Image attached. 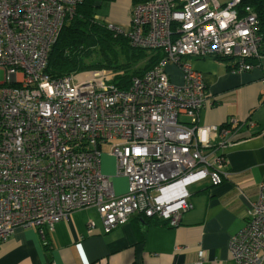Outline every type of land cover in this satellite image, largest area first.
Segmentation results:
<instances>
[{
	"label": "built area",
	"instance_id": "1",
	"mask_svg": "<svg viewBox=\"0 0 264 264\" xmlns=\"http://www.w3.org/2000/svg\"><path fill=\"white\" fill-rule=\"evenodd\" d=\"M241 1L152 0L133 8L130 26L106 23L134 48L165 54L120 88L113 80L123 72L45 73L52 46L83 0H0V241L18 227L44 236L88 207L97 208L106 234L135 214L176 226L193 208L191 184H221L228 174L220 148L232 129L200 125L207 86L183 59L224 58L236 71L254 69L249 61L262 57L260 25L251 7L238 10ZM169 66L181 72V83ZM106 146L116 177L127 180L124 194L102 172ZM246 215L229 241L232 260L264 264V185ZM88 226L93 231L95 221ZM194 264H205L202 254Z\"/></svg>",
	"mask_w": 264,
	"mask_h": 264
},
{
	"label": "crops",
	"instance_id": "2",
	"mask_svg": "<svg viewBox=\"0 0 264 264\" xmlns=\"http://www.w3.org/2000/svg\"><path fill=\"white\" fill-rule=\"evenodd\" d=\"M216 1L226 6L231 0ZM109 4L108 19L130 26L133 1ZM261 55L249 61L254 69L242 72L234 70L231 59H183L202 74L207 86L200 125L222 127L234 120L236 126L231 125L227 135L232 140L220 148L227 158V178L219 185L205 179L202 186L189 191L193 208L182 214L178 225L171 226L158 217L146 221L135 214L106 234L97 208L88 207L74 211L44 236L35 227L16 228L7 240L0 241V264H194L201 254L205 264H234L229 241L244 227L247 210L264 185L263 42ZM167 72L174 82H182L176 67L169 66ZM213 140L217 144V138ZM104 160L108 166L102 163V172L115 185V158L107 155ZM120 180L125 189L115 186V190L124 194L127 180ZM91 220L96 228L90 232Z\"/></svg>",
	"mask_w": 264,
	"mask_h": 264
},
{
	"label": "trees",
	"instance_id": "3",
	"mask_svg": "<svg viewBox=\"0 0 264 264\" xmlns=\"http://www.w3.org/2000/svg\"><path fill=\"white\" fill-rule=\"evenodd\" d=\"M115 1L83 0L78 5L75 16L65 23L57 42L52 46L46 74L52 78H61L91 70H113L116 73L123 72L122 75L115 76L113 82L120 88H128L133 77L141 75L159 63L165 56L164 50L148 51L134 48L127 37L117 35L106 24L96 19L98 7L103 3ZM132 1L136 6L152 0ZM246 7H251L257 14L259 33L264 43V0H242L238 10L243 12ZM230 127L231 125L222 126ZM139 216L146 221L153 219L143 214Z\"/></svg>",
	"mask_w": 264,
	"mask_h": 264
},
{
	"label": "rangeland",
	"instance_id": "4",
	"mask_svg": "<svg viewBox=\"0 0 264 264\" xmlns=\"http://www.w3.org/2000/svg\"><path fill=\"white\" fill-rule=\"evenodd\" d=\"M109 5H110L109 3H103V5H101L100 7L97 8L96 19L102 24L111 23L112 22L111 24H114V25H117V26H122V25H118V23L115 24V22H113L110 19H108V17L110 16V10L108 9ZM123 27H126V26H123ZM92 71L93 70L87 71V72H83V73H80L78 75L79 76H88ZM111 71H113V70H111ZM3 79H4V72L0 71V81H2ZM108 150H109V146H106L105 149H104V151L106 153H104V155L102 156V163H103V165L106 164V166H108V165H107V163H106V161L104 159L108 155ZM110 168L111 169L113 168V164L112 163H110ZM114 170H115V168H114ZM113 177H114V180H115V185L114 186H116V188H118L120 190L121 189H125V187H124V186H126L125 182L120 180L119 177H116V171H115V174L113 175ZM116 180H118L117 184H116ZM205 182H206V180H203V181H199V182L191 184L188 187V191H190V192L193 191L194 189L198 188L199 186H202Z\"/></svg>",
	"mask_w": 264,
	"mask_h": 264
}]
</instances>
